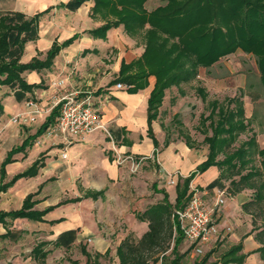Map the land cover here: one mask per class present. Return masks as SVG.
<instances>
[{
    "label": "crops",
    "instance_id": "obj_1",
    "mask_svg": "<svg viewBox=\"0 0 264 264\" xmlns=\"http://www.w3.org/2000/svg\"><path fill=\"white\" fill-rule=\"evenodd\" d=\"M68 1L69 0H0V12L22 11L31 16L49 8L40 19L39 38L29 41L26 44L21 59L23 62L30 61L33 56L39 55V52H44L43 56H41V54L39 55L41 58H44L46 51L56 39L62 42L76 33L80 34L72 44L64 47L60 51L50 68L26 71L23 73L29 83H39L41 84L40 87H36L33 91L26 92L21 96L15 89L9 87L11 91L7 93L4 100L0 98L3 104V112L0 113V181L1 166L8 152L13 147L21 145L28 136L36 133L50 113L40 110L46 102L44 99L48 96L42 93L43 86H45L48 80L53 76L56 77L68 71L69 61L73 60V56L81 51V49L82 53H85V49L90 48V50H94L93 47L95 43L105 41L104 38L94 37L89 32L90 29L96 28L101 24L91 15L94 1L87 0L81 6L74 9L61 5ZM117 70H119V68L115 71ZM154 83L155 79H152V76H150L147 86L136 93H131L127 89H117L115 83H113L109 91L103 87V90L100 91L99 89L101 86L95 91L99 96H94L93 98H95L97 102L99 101L100 108L106 113L105 116H107V118H114V120L116 118L115 122L121 126L120 129H118L119 126L117 127L116 134L118 137H121L120 146L122 150L148 155L151 152L155 155L159 151V147L155 148L153 139L147 134L148 98L154 87ZM31 97H43V99L40 102H34ZM108 98L109 100H107ZM37 109H39V113L35 115L38 118L36 121L31 122L27 118H22L19 123L11 122L10 117L17 114L29 115ZM38 121L39 123L34 126L33 123ZM155 121L153 122V129ZM128 125L139 126L140 130L143 127L142 130H145L146 134L144 132L141 134L147 139V141H145V147L141 146L140 141L142 140H135L127 135L125 130L129 129ZM102 134V132H92L85 136L74 137L71 142L72 144L68 145L66 150H70V148L77 143H79L78 147L83 148V150H77L73 152V154L67 150V158H62V152L65 148L61 146L54 148L50 147V139L47 137H44L43 141L41 139L39 143L35 142L36 139L44 134L38 136L31 146H27L24 150L18 151L13 155L14 160L6 164V177L4 181H10L16 174L29 168L34 161L41 156L44 157L43 165L40 166L36 175L21 177L5 191L1 192L0 210L9 211L21 208L25 198L30 193H36L34 199H37V203L33 207L34 209L44 210L50 206L54 207L45 212L42 219H32L26 216L12 218L8 216L5 217L6 222L0 221V235L6 233L8 230L12 232L8 237H0V264H25V262H27L26 264H45L50 261V256L52 253H56L57 250L63 248L68 254V250L71 251L72 248L77 245H80L81 251L82 247L85 246L92 254L90 261L87 263V256L82 251L84 256H86L85 264H94L96 260L102 264V259L105 256H113V262L110 259L111 264H121L117 254V248L122 240L125 239L127 235L132 236L131 232L139 239L148 230V223L139 219L136 214L140 211H145L150 205L161 200L145 206L143 210L135 209L131 214L125 212L126 204L128 203L130 206V200L124 194H115L113 191L119 178L122 174H125V170H123V166L117 164L114 157L110 154L116 144L114 141H109L107 139L108 136ZM163 135L164 140H162V144L164 149L157 154L159 157L158 161L168 172H178L177 184L180 176H188L196 169L198 164L207 158L209 150L206 148L195 149V146H189L185 140L176 143L170 139L169 144L165 145L168 134L163 133ZM156 138L160 143L157 136ZM111 139L115 140V137L111 135ZM60 148L63 150L60 151ZM220 174L221 168L218 165H211L205 171L195 175L191 181V189L193 186H200L202 190L204 189L203 192L205 194L210 193L211 191H209L210 189L208 188L213 187L209 185L213 183ZM127 175L129 179L130 175ZM56 177L64 179V181L66 180L70 184L73 191L72 195L65 198H57V196L53 194L52 180ZM88 188L96 190L106 189L105 195L98 199L89 197L77 201L64 202L66 199L82 196ZM245 189L247 188H244L235 195L229 194L228 197L225 194L226 202L220 206L224 214L221 216L218 226L220 230L224 232V235L228 234L226 232H231L229 239L234 242L232 245L242 242L243 249L241 252L247 254L243 264H264V259L259 250L262 243L255 237L257 231L260 229L253 231V224L249 217L250 213L246 214L244 210V204L254 197V193L252 196H248ZM218 191H221V189H216L215 196L207 199L209 204L213 205L216 201ZM156 192L159 193L161 191ZM123 193H125V191H123ZM99 199L100 203L98 204V208L100 210H103L102 203L107 202L108 204H115L114 207H111V213L115 216L113 217V215H111L113 222L118 218L124 220L128 225L127 233L122 229L118 231L115 238H113L106 236L109 232H102L99 222H95V217L94 215L92 217V212L89 208V204L93 200L96 201ZM88 200H90V202H87ZM244 215L245 218L248 219L247 221L243 217ZM227 224L233 225L234 229L231 226H227L230 228L229 230L224 229ZM223 229L226 230V232L223 231ZM67 230L77 231L75 240L69 247L64 245L56 246L54 244L56 239ZM116 232L117 231L114 230L110 232V234ZM83 237H89L90 243L87 245L83 244ZM30 239H33V245L25 246ZM41 241H49L46 249H50V252L45 262L37 261L32 252L34 247ZM206 243L209 242L200 244H203L204 247ZM200 244L194 245V250H202V247H199ZM108 250L109 254L104 255ZM25 253H28L27 257ZM95 253H101L102 256L97 259L95 258ZM77 261V259L71 256L68 259L69 264H77Z\"/></svg>",
    "mask_w": 264,
    "mask_h": 264
},
{
    "label": "trees",
    "instance_id": "obj_2",
    "mask_svg": "<svg viewBox=\"0 0 264 264\" xmlns=\"http://www.w3.org/2000/svg\"><path fill=\"white\" fill-rule=\"evenodd\" d=\"M87 0H69L61 5L71 9L78 8ZM116 0H94L91 15L94 17L102 9L115 11L118 13L117 19L108 18L102 25L90 29L89 32L94 37L106 38L107 31L117 27L121 23L127 31L143 28L150 25L148 38L153 40L160 33L177 38L178 44L184 51H193L196 55L192 63L186 64L193 58L183 56L186 63H181L164 49L151 48L148 44L140 57L126 62H121V67L117 77L112 83L122 81L128 86L127 90L136 93L148 84L150 75H155L154 87L148 98V128L147 134L153 139L155 148L159 142L155 136L153 122L158 119L162 113V106L166 89L172 86H179L181 82L189 76L198 74V66L210 67L221 56L230 54L238 48L245 52L252 53L257 57V65L261 73V81L264 86V0H169L164 6H159L148 11L144 3L146 0H118L120 8L115 6ZM180 2L178 4H171ZM115 7V8H114ZM118 9H117V8ZM49 10L39 11L34 15H27L22 11H2L0 12V89L8 86L15 89L19 95L33 91L40 87L39 83H29L23 75L26 71L42 70L50 68L55 57L60 51L69 46L80 35L74 34L70 38L60 42L54 40L51 47L46 51L45 57L39 55L33 56L30 61L23 62L22 55L26 44L29 41L39 38V22L41 17ZM190 54V53H189ZM103 90L102 87L99 89ZM23 93V94H22ZM236 97L232 99L235 101ZM241 103V101H239ZM215 103V102H214ZM211 113L204 117V121L210 120L208 124L212 133L207 130L204 142L209 145L207 158L202 161L194 171L188 176H180L176 184V198L174 203L170 201L166 190L157 188V183L153 184L156 191H161L164 197L161 201L150 205L145 211L138 212L139 219L148 223V230L138 239H133L127 235L117 248V254L121 264H149L150 262H164L166 251L170 248L171 239L174 244L171 250L173 257L170 264H184L183 259L188 250L180 252L179 246L185 239L184 232L177 211L183 208L192 193L191 181L199 172L205 171L211 165H218L221 168L220 176L209 186L212 187L222 178L230 180L227 191L228 194L235 195L244 188L255 189L254 197L244 204V210L251 213V208H260L264 202V192L260 193L259 188L263 183L264 157L261 160L262 166L258 168L245 170L246 161H241L248 154L246 144H241L232 152H227L232 140L236 136H227L226 134L233 130L243 128L244 123L241 116L244 109L239 106L226 107L220 109V118L214 122L211 119ZM3 112V104L0 99V113ZM59 114V106L52 108L45 121L33 135L28 136L21 145L13 147L7 154L1 166L0 194L9 186L14 184L21 177L34 176L37 174L40 166L43 165V158L40 157L34 163L16 174L10 181H4L6 177V164L13 161V155L27 146H31L34 140L46 132V130L56 122ZM240 117L237 119V117ZM237 119V120H236ZM33 139V140H32ZM187 144L190 143L185 138ZM170 142L167 136L165 145ZM191 146V144H188ZM223 153L222 159L217 158L219 153ZM264 153V148L261 149ZM262 175V176H261ZM238 176V177H237ZM106 189L96 190L88 188L82 196L66 199L64 202L77 201L83 198L98 199L105 195ZM226 191V192H227ZM36 193H30L24 200L21 208L9 211L0 210V221H5V217H29L32 219H42L45 212L52 209L50 206L44 210L34 209L37 199H34ZM253 226H256L253 219ZM76 230H67L63 232L54 242L56 246L64 245L69 247L76 238ZM12 232L7 231L0 237H8ZM256 239L262 243L261 256L264 259V228L257 231ZM49 241L39 242L33 249V256L39 262H45L50 249H46ZM242 242L232 245L223 253L220 261L208 262L211 251L202 258L196 259L193 264H243L247 254L242 253ZM83 253L87 256V263L92 254L82 247ZM109 250L104 253L108 255ZM102 256L101 253H95V258ZM94 264H101L97 260ZM111 264V263H110Z\"/></svg>",
    "mask_w": 264,
    "mask_h": 264
},
{
    "label": "rangeland",
    "instance_id": "obj_3",
    "mask_svg": "<svg viewBox=\"0 0 264 264\" xmlns=\"http://www.w3.org/2000/svg\"><path fill=\"white\" fill-rule=\"evenodd\" d=\"M167 3H169V0H146L144 6L148 11H151ZM178 3L180 2L171 4ZM117 5L119 8L121 7L118 0L115 1V6ZM94 18L102 25L108 18L117 19L118 13L115 9L113 11L102 9L100 12L96 13ZM149 28L150 25L147 24L143 28H138L130 32L127 31L124 24L121 23L117 27H113L111 30L109 29L105 41L95 43L93 47L94 50L88 48L85 49V53H82L81 49V51L73 56L74 59L69 61V70L59 76H53L42 89V93L48 96L44 99L46 102L40 110L47 113L51 111L52 106L63 95L79 93V97H84L86 95L91 96V101L94 107L99 110L104 124L103 128L94 132H102V135L108 136L107 139L109 141H114L116 146L113 147L110 154L114 157L117 164L123 166V170H125V174H122L119 178L113 191L115 194H124L128 197L130 206L128 203L126 204L125 212L129 214L133 213L135 209L143 210L145 206L162 200L164 197L163 192L157 193L154 191L153 183H157L158 188L166 190L170 195L171 201L174 203L178 172H168L164 166L159 163V157L157 155L164 149L162 144V140H164L163 133H167L173 142L179 143L184 140L186 141L185 138H188L190 141L188 144L195 146V149L206 148L209 150V145L207 142H204V137L207 130L210 134L212 131L211 127L208 125L210 120L204 121V117L211 113L214 106L215 110L212 112L211 117L214 122L218 121L220 118L219 110L221 108L225 109L228 106L238 108L241 106V108L244 109V114L241 116V120H243L244 123L243 128L230 131L226 134L227 136H236L229 147L226 148L227 152H232L237 149L239 145L247 143L248 154L241 160L246 161V168L244 171L246 172L248 169H252V167H261V160L264 157V153L261 152V149L264 148V86L256 62L257 57L252 53L245 52L241 48H238L230 54L221 56L220 59L210 67L198 66V74H196V76H189L181 82L179 87L172 86L167 89L163 105L160 108L162 113L154 124L156 136L160 141L157 154L154 155L153 152L149 155L144 153H132L121 149V137H118L116 134L119 124L115 122L116 118L114 120V118H107V116H105L106 113L100 108L99 101L97 102V100L93 98L94 96H99L95 91L100 86L109 91L110 87L113 85V80L119 73L122 60L124 59L126 62H131L137 59L141 56L148 44L151 48L158 49L159 51L160 49H164L172 58L177 60L181 59V63H186L183 56L193 58L186 64L192 63L196 57L193 51H184V49L179 46L177 38L167 36L165 33H160L153 40L149 39L147 36ZM43 54L44 52H42L41 56H43ZM118 68V72L115 71ZM150 76H152V79H156L155 75L152 74ZM10 91L11 89L9 87H2L0 89V98L4 100V97H6L7 93ZM234 97H236V99L232 101ZM31 99H33L34 102H40L43 97H31ZM107 100H109V98ZM239 101H241V103ZM11 118L12 117H10V119ZM239 118L238 116L237 119ZM37 119L36 116V119L33 121ZM38 123L39 121L33 123V125L36 126ZM120 127L121 126H119L118 129H120ZM128 127L129 129L125 130L127 135L135 140H142L140 141L141 146L145 147V141H147V139L141 134L142 132L146 134V131L142 130L143 127L141 130L139 126L128 125ZM58 132V130L54 129L53 124L48 128L46 133L36 139L35 142L39 143L41 139L43 141L44 137H47L50 139L49 145L52 148L57 146L66 148L68 145L72 144L67 143L64 137ZM111 135L115 137V140L111 139ZM78 144L79 143L73 145L70 150H67L72 154L77 150H83V148L78 147ZM62 148H60V151L63 150ZM223 157L224 154L221 152L217 158L222 159ZM127 174L130 175L129 179ZM262 178L264 179V174ZM229 182L230 180L222 178L221 182L218 181L217 184L212 186L213 188L207 187L210 189L209 191H211L208 194H205L203 192L204 189L202 190L200 186H193L191 190L196 189L195 192H198V194L202 195L206 200L215 196L216 189L224 190L228 197L229 194L226 186ZM254 190L255 189L249 187L245 189L248 196H252L253 193L255 195L256 192H254ZM52 191L57 198H65L73 194L70 184L66 180L64 181V179L57 177L52 180ZM123 191H125V193H123ZM259 191L260 193L264 192V180ZM87 202H90V200ZM99 203L100 199L96 201L93 200L89 204V208L92 212V217L93 215L95 217V222H99L102 232H109L106 236L113 238H115L118 231L122 229L127 233L128 225L124 220L118 218L115 221L116 223L113 222L111 207H114L115 204H108L107 202L102 203L103 210H100L98 208ZM251 210L253 214H255L254 217L250 215L251 213L249 214L251 223L253 224V219H255L256 222V226H253V231L263 229L264 202L262 207H252ZM223 214L222 207L218 208L214 213L213 219L217 224ZM113 217L115 216L113 215ZM243 217L245 218V215ZM245 219L246 221L248 220L247 218ZM227 226H231L234 229V226L231 224H227L224 229L229 230L230 228ZM224 229L223 231L226 232ZM114 230L117 232L110 234V232ZM131 233L133 239L138 240L137 236H135L133 232ZM226 233L228 234L224 235V232L221 231L218 236L208 241L209 243L204 244V247L203 244H200L199 247H202V250H194V244L185 238L179 246L180 252L188 249L190 250H188L185 255L183 263L193 264L196 259L202 258L209 251H211L212 254L208 262L220 261L223 253L234 243L229 239L231 232ZM170 242L171 245L166 251L164 262L160 260L157 262L158 264H170V260L173 257L171 250L174 239L172 238ZM33 243V239H30L25 246H31ZM82 243L86 245L89 244V237H83ZM25 254L27 257L28 253ZM70 256L78 260L77 264H85L86 256L82 253L80 245L73 247L71 251L68 250V254L63 248L57 250L56 253H52L50 261L45 264H69L68 259ZM110 259L113 262V256H105L102 259V264H110ZM26 263L27 262H25V264ZM149 264L154 263L150 262Z\"/></svg>",
    "mask_w": 264,
    "mask_h": 264
},
{
    "label": "built area",
    "instance_id": "obj_4",
    "mask_svg": "<svg viewBox=\"0 0 264 264\" xmlns=\"http://www.w3.org/2000/svg\"><path fill=\"white\" fill-rule=\"evenodd\" d=\"M115 87L117 89H127L128 86L120 81L115 83ZM78 94L63 95L52 106V108L56 105L59 106V114L54 123V129L59 131L58 133L64 137L67 143H71L75 136H85L104 127L102 116L99 110L94 107L91 96L79 97ZM37 113H39V109L34 110L29 115H14L11 122L19 123L22 118L33 121L36 119L35 115ZM62 157H68L66 148L62 152ZM195 191L196 189L192 190L186 205L179 209L177 213L186 240L197 245L208 242L219 234L220 228L214 221L213 215L216 209L226 202V196L225 191H219L216 201L211 205Z\"/></svg>",
    "mask_w": 264,
    "mask_h": 264
}]
</instances>
